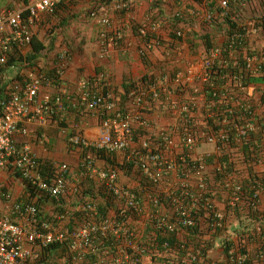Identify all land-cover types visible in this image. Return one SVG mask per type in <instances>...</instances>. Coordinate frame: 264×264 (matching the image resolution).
Listing matches in <instances>:
<instances>
[{"label":"built area","instance_id":"1","mask_svg":"<svg viewBox=\"0 0 264 264\" xmlns=\"http://www.w3.org/2000/svg\"><path fill=\"white\" fill-rule=\"evenodd\" d=\"M69 1L73 0H20L16 8L0 9V69L8 68V75L2 77V80L7 81L6 85L2 88L0 86V168L18 172L35 193L29 200L12 201L10 193L0 187V264H85L86 259L95 254L100 257L94 264H127L130 261L128 253L119 251L118 244L103 247V243L110 234L115 241H119L125 234V240H129L127 235L133 239V231L115 215L107 213L99 216L94 201L81 204L80 210L86 212L81 220L73 218L69 210L60 213L53 207L52 211L47 212L42 207L41 202L45 197L59 200L69 192L67 175L70 166L54 159L42 160L33 151L31 141H19L20 138L32 137L29 123L41 126L49 124L54 117L53 104L60 111L63 110L62 100L67 87L62 84L55 95L46 91L47 87H55L53 79L44 78L37 68L29 67L24 61L8 65L10 56L27 53L32 46L33 26L37 20L42 15H55L59 6ZM258 1L264 0H204L205 5H210L211 9L202 13L198 9H189L185 14H199L208 22L219 18L222 24L230 19L238 29L231 33L224 29L223 42L207 46L200 59L188 64L185 71L177 72L168 83L130 91L129 96L138 107V113L149 107L168 104L170 113L179 114L187 121L200 108L198 128H186L178 135L160 131L150 140H145L140 149L133 150L138 168L152 182H160L166 174L174 171L185 173L188 154L200 143L213 145L216 159L218 155L234 149L232 146L253 148L258 144L255 137L264 128V81L257 87L249 81V77L264 75V48L258 47L253 39L261 36L264 40V23L260 20L264 17V7L257 15L249 17L244 14V10ZM133 6V0L97 2L90 8L89 14L97 18L101 25L108 26L112 21L109 9L130 14ZM233 7L242 9L234 13ZM179 16L183 17L182 14ZM158 26V22H144L138 28L147 49H151L157 42L155 37L148 38V34ZM115 34L117 38L121 37L119 30ZM178 35L181 36L182 32L179 31ZM100 36L105 40L107 31H103ZM102 47L105 51L104 41ZM57 54V77L62 81L65 66L71 56L66 46ZM185 89L190 91L185 101L180 102L174 98ZM118 102L119 99L112 92L93 89L84 91L80 104L88 111L101 114L99 136L89 140L75 133L69 139L70 144L96 150L130 149L135 139L134 121L140 117L131 111L118 109ZM33 138L42 145L46 144L44 137ZM156 146L158 148L155 149ZM177 148L182 150L178 157ZM208 156L211 155L205 154L199 158L196 187L192 188L189 184L181 187L179 196L190 197L192 202L179 205L177 213L180 217L177 221H170L166 214L161 213L159 208L162 203L158 198L154 199L159 227H167L169 231L178 233L181 229L194 226L196 220L193 211L199 201L203 200L206 217H212L211 223L206 220L205 225L211 228H207L208 231L224 228L227 214L219 210L213 201L212 197L218 194L217 190L207 186L211 173L225 166L220 162L207 164ZM241 159L244 160L243 157ZM236 160L241 161L237 157ZM45 161L50 164L48 170L43 169ZM255 161L264 163V157L260 156ZM81 167L97 175L106 191L123 199L127 208L134 212L141 210L139 196L118 183V172L115 169L99 168L89 157L84 158ZM239 177L236 171L231 172L227 178V187L223 190L228 196L226 207H239L247 202V210L250 206L257 212L260 203L264 201V189L257 187L247 193L236 182L240 181ZM69 219L75 220L72 230L66 228ZM255 228L250 238L247 234H243V237L258 238L264 247V229L259 223ZM52 245L65 247L66 250L51 258L49 251ZM203 256L201 248H195L189 253V261L200 262ZM248 256L231 247L225 260L212 264H244ZM256 264H264V249L259 251Z\"/></svg>","mask_w":264,"mask_h":264},{"label":"crops","instance_id":"2","mask_svg":"<svg viewBox=\"0 0 264 264\" xmlns=\"http://www.w3.org/2000/svg\"><path fill=\"white\" fill-rule=\"evenodd\" d=\"M86 1L89 7L97 4V2H106V0ZM133 1L134 6L130 14L109 9L108 14L113 18L108 26L98 23L97 18L87 19L89 28L84 31L86 43L81 41L83 36L80 33H76L79 37L72 41L71 46L66 44L64 37L58 41V45L52 53H56L58 58L57 52L66 46L70 50L71 56L65 66L62 80V83L67 87V92L64 94L66 108L61 116L50 121L46 126L29 123L32 137L20 138L19 141L20 143L31 141L33 151L42 160L54 159L69 164L70 173L67 175L69 192L62 196L65 198L64 209L71 212L85 201L93 200L102 204L104 202L103 195L109 194L97 175L91 174L81 167L84 158H92L99 168L115 169L118 172V183L133 190L140 198L141 210L138 218L129 220V224H126L140 237L139 233H142L153 221L154 199H165L164 202H161L162 206L159 211L172 219L176 215L177 208L181 205L178 197L180 188L188 184L196 187L197 176L174 171L166 174L160 182H152L138 168L133 150L140 149L145 140H150L160 131H170L173 135H178L186 128H198L197 119L200 118V108L194 116H189V120L186 121L183 116L170 113L168 104L150 107V109L147 108L138 113V107L131 98H128L126 102L122 103L121 111H131L140 117L134 121L135 139L131 148L123 151L96 150L71 145L69 142L70 137L75 133H79L89 140H95L99 136L101 114L82 109L79 105L81 96L84 91L93 86L99 92L115 94V91L117 98L120 99V97L125 96L123 86L129 81L139 80L145 74L154 75L157 85H162L164 82L168 83L173 75L179 71H185L188 64L201 58L202 51L207 48L203 39L204 35L210 36L208 37L210 43L223 42V24L219 18L217 22L214 20L215 24L206 21L199 14H185L192 8L198 9L200 13L211 9L210 5H205L204 0H160L158 6H155V2L152 0ZM19 5L20 0H0V9L16 8ZM64 5H68L61 11V13L65 12L64 16L75 10H72L74 4L71 1ZM263 7L264 1L254 2L248 9L244 10V14L249 17L254 14L257 15L263 11ZM241 9V7H233V12H240ZM179 14H182L183 17H180ZM44 17L37 20L33 26L34 34H36L38 27L46 25ZM144 22L159 23L157 29H151V33L154 34L152 37L157 40L151 49L146 48L144 39L138 33L139 26ZM134 28L137 29V32H134ZM105 30L107 37L103 40L100 35ZM116 30H119L121 35L118 42L113 41L112 38L113 35L116 36ZM179 31L182 32L181 36L178 35ZM260 37L256 36L253 39L258 47L264 48V40ZM103 41L105 42V51L102 47ZM52 62H54V67L58 64L56 58ZM255 84L258 87L261 83ZM45 89L52 93L60 91L56 87ZM189 93L190 91L185 89L174 98L183 102L189 97ZM117 107L119 109V106ZM35 136L44 137L46 144L42 145L36 141L33 138ZM181 152L182 150L177 148L176 156H180ZM205 154H210V157H213V162H215V147L205 143H200L194 150L190 151L188 157L195 159ZM119 164L124 167L119 168ZM128 164H132V168L129 170L125 168ZM242 165V162L237 163L241 169L243 168ZM253 169L262 171L264 164H258ZM0 187L10 193L12 201L26 197L23 180L20 176H16V172L12 170L0 168ZM213 201L219 210H223L227 214V220L224 228L217 231L210 230L202 237V241L208 249L205 256L200 260L206 261L207 264L225 260L227 255L225 243H228L234 251L247 253L249 259L253 258L256 263L259 251L264 249L263 244L258 238L243 237L242 231L254 227L258 223L264 225V201L260 203L257 210L260 218L258 222L248 217L247 209L241 212L240 217L230 212L226 207L228 196L225 194L219 197L216 195ZM41 204L48 212L51 206L50 202H41ZM113 205L117 209H125L126 207L123 199L114 196ZM109 213L115 215L114 209L110 208ZM178 236L181 240H186L183 231H179ZM138 237L133 241L121 237L118 241L119 251L123 250L125 254L129 248L132 250L140 249V244L147 242V240ZM166 259L167 263L165 264H176L180 261L179 257L173 253L171 255L157 253L151 248L141 252L143 264H164L163 260L166 261Z\"/></svg>","mask_w":264,"mask_h":264},{"label":"trees","instance_id":"3","mask_svg":"<svg viewBox=\"0 0 264 264\" xmlns=\"http://www.w3.org/2000/svg\"><path fill=\"white\" fill-rule=\"evenodd\" d=\"M111 0H106L105 3H109ZM72 2V1H71ZM73 3V2H72ZM160 3V0H155V6H158V4ZM65 3H63L62 5L59 6L57 12L55 13L54 18H52L53 21H49L48 23H46V25L44 26L45 29H47V35L45 36V38L41 37V35L39 34H33V39H32V46L29 49V51L25 54H13L10 56L8 65L11 64H15V63H21V62H26V65H28L29 67H35L39 70L40 74L44 75V78H48V79H53V86H55L56 88H60L62 86V81H60L57 77V67H50L48 65V62L46 60H44L49 54L52 53V51L55 49V47L58 45V41L60 39H62L64 37V32L62 30V28L65 30L66 27L69 24V21H71L75 14H73V12H71L70 14H66V16H64V13H61L62 10L65 9V7H67L68 5H64ZM90 10V9H89ZM90 12V11H89ZM57 14V16H56ZM44 17V15H42L39 19H42ZM55 20V21H54ZM261 22L264 23V17H262ZM54 22V24H53ZM214 21H212L213 23ZM215 22H217L215 20ZM214 22V23H215ZM225 24H223V30L225 29V31L228 32H233L235 30H237V25L235 22L231 21L230 19H227L226 21H224ZM223 22V23H224ZM222 23V22H221ZM220 23V24H221ZM216 24V23H215ZM134 32H137V29L134 28ZM154 36L153 33H149L148 34V38ZM208 37H210L209 35H204V40L206 43V46L210 47L211 45H213L214 43H210ZM113 41L118 42V38L117 36L113 35ZM70 51V50H69ZM43 59V62H42ZM57 59V57H56ZM220 73V72H219ZM5 75H8V68H1L0 69V86L2 88V86L6 85V80H2ZM249 81L253 82V83H262L264 81V75H259V76H251L249 77ZM155 77L154 75H144L143 77H141L139 80L136 81H129L127 84H125L123 87L124 92H125V96L122 98L120 97L119 102H118V106L119 109L121 110L122 107V103L126 102V100L129 98H131L129 96L130 91L132 90H141L142 88L148 89L151 85H155ZM157 85V84H156ZM94 89L93 86L90 87V90ZM114 93L117 96V93L114 91ZM54 95L57 93H53ZM63 110H65L66 108V102L65 99L63 98ZM150 103H152L150 101ZM153 104V103H152ZM81 105V104H79ZM121 105V106H120ZM54 108V117L52 118L51 121L55 120L56 118H58L59 116H61L63 110H59L56 104H53ZM81 108L85 110V108L81 105ZM154 108V107H152ZM150 109V107H149ZM255 140H257L258 144L254 145L253 148L248 147V146H242V147H237L232 146L234 149H230L228 150V152H224L223 155H218L217 159L215 160V162H220L222 164H224L225 168L221 169H216L215 172L211 173L210 176V182L208 183L209 188H213L212 190H217L216 195L222 196L223 190L227 187L226 183H227V178L230 175L231 172H238L240 177V181H236L238 182L241 187L247 191V193H249L252 189L254 188H263L264 189V170L262 171H257L254 170L253 168H255V166H257L258 164H264V163H259L256 162L255 159L256 158H260V156L263 158L264 157V128H262V131L259 133L258 136L255 137ZM202 157V156H200ZM199 156L197 158H193V157H188L186 162L187 164L184 166L185 169V174H195L196 175V169L199 163ZM236 157L239 158L242 162V166L243 168L241 169V166H237V160ZM244 158V160H242L241 158ZM206 162L209 165H213L215 162H213V157H206ZM43 169L44 170H48V168L50 167V164L45 161L43 164ZM119 168H123V165H118ZM125 168H127L128 170L132 168V164H128L125 166ZM247 172V173H246ZM16 176H19V173L16 172ZM197 176V175H196ZM24 184H25V190H26V197H24V199L26 198V200H29L31 198L34 197L35 193H34V189L31 188L30 184L23 180ZM192 188H195V186H192ZM228 188H231L228 187ZM180 191L181 188L179 190V195H180ZM219 191V192H218ZM178 195V196H179ZM64 196V195H63ZM60 197L59 200L56 199H51L48 197H45L44 200L42 202H50V205L52 207L55 208L56 211H59L60 213H65V209H64V203H65V198L64 197ZM209 196V194H208ZM181 199V204L182 205H187L189 203H191L192 201L190 200V197L185 198L183 196H179ZM213 199L215 198V196L212 197ZM23 199V198H22ZM103 200L104 202L102 204H100L99 202L94 201L95 203H97L98 206V211H99V216H104L105 214L109 213V209L113 208L115 211V218H117L118 220L124 222L125 224H129V220H135L136 218H138L139 216V212H134L133 210L125 207V209H117L114 207L113 205V196L111 194H104L103 195ZM93 201V200H91ZM160 202H164L165 199L163 198H159ZM88 201H85V203ZM84 203V202H83ZM247 206V202L246 204L240 205L239 207H229L227 209H229L230 212L235 213L237 216H241L242 215V211L246 210ZM156 208L154 211V217H153V221L151 222L150 225H148L145 230H143L142 233H139V236H137V232L133 231L131 228H129L131 231H133L134 237L133 239L135 240L137 237L138 238H142V239H146L147 242H143L142 244H140V249L138 250H132V248H129L127 250V253L130 257V261L127 264H143L141 261V252L142 251H146L147 248H151L154 251H156L157 253H168V254H172L176 255L179 257L180 261L177 262L176 264H207L206 261H200V262H190L189 260V253L190 251H193L195 248H201V250L203 251V254L205 256V253L208 249L207 245L204 244V242L202 241V237L205 235V233H208V229H211L210 227H207L206 224V220H208L211 223V219L212 217H206V207H205V202L199 201L197 207L195 208V210L193 211V216L196 220V224L192 227H188L185 229H181V231L184 232L185 236H186V240H181L178 236V233L175 232H171L169 231V229L167 227H159L157 224V213H156ZM72 215L73 218L81 220L83 218V216L86 215V212L84 210H80V207L75 208L72 211ZM248 217L251 218L252 220L258 222V220L260 219L258 216V213L255 212L250 206H249V211L247 213ZM179 215L176 212L175 217H173L172 219L170 218V221H177L179 219ZM260 224V223H259ZM128 226V225H127ZM262 228L264 229V225H262ZM75 227V220L74 219H69L67 224H66V228L67 230H72ZM208 228V229H207ZM220 230V229H218ZM217 231V229H216ZM251 231L255 232L256 228L255 225L254 227H249L247 228V230H243L242 232L244 234H247V237H249V235H251ZM126 234L124 235L125 238ZM127 238H130L127 235ZM255 238V237H254ZM132 239V241H133ZM137 241V240H136ZM150 243V244H149ZM103 247H111V246H117L118 241H115L114 236H112L111 234L108 235L106 242L103 243ZM167 244V245H166ZM232 246L229 245L228 243H225V253H228V250L231 248ZM113 249V248H112ZM66 250L65 247L59 246V245H52L51 250L49 251V255L51 256V258L56 257L60 251H64ZM100 255L95 254V255H91L89 258L86 259V264H94L96 262H98ZM255 258V257H254ZM258 258L256 257V260ZM187 261H189L187 263ZM258 262V260L256 261V263ZM163 263H167V259L166 261L163 260ZM252 259H249V256L247 258V261L244 264H256Z\"/></svg>","mask_w":264,"mask_h":264},{"label":"rangeland","instance_id":"4","mask_svg":"<svg viewBox=\"0 0 264 264\" xmlns=\"http://www.w3.org/2000/svg\"><path fill=\"white\" fill-rule=\"evenodd\" d=\"M72 2L74 4V7H72V10L75 9L73 11V14H75V15H73L74 18L71 21H69V24L65 30L62 28V30L65 34L64 35V38H65L64 41H66V44H69L70 46L72 45L71 44L72 41H74V39L79 37L78 35H76V33H80V35L83 36V39L81 41L82 42L84 41V43H86L87 40H85L86 34H84V31L89 28L87 25V24H89L87 19H89V18L93 19L89 14V9L91 6L89 7L87 5L86 0L85 1L73 0ZM84 7H85V9H84ZM111 17L113 18V16H111ZM52 18H54V16H47L46 15L44 17L45 23H48L49 21H53ZM53 24H54V22H53ZM36 34H39V35H41V37L45 38V36L47 35V29H45V27H42V26L40 28L38 27ZM47 55L48 56L44 60H46L48 62L49 66L54 67V62H52V60H54L56 58V53L55 54L49 53ZM42 62H43V59H42ZM52 210H53V207L50 206L48 211H52Z\"/></svg>","mask_w":264,"mask_h":264}]
</instances>
